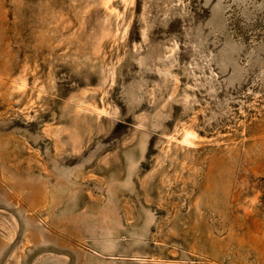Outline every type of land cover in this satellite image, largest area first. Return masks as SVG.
Wrapping results in <instances>:
<instances>
[{
  "label": "rangeland",
  "instance_id": "obj_1",
  "mask_svg": "<svg viewBox=\"0 0 264 264\" xmlns=\"http://www.w3.org/2000/svg\"><path fill=\"white\" fill-rule=\"evenodd\" d=\"M0 264H264V0H0Z\"/></svg>",
  "mask_w": 264,
  "mask_h": 264
}]
</instances>
